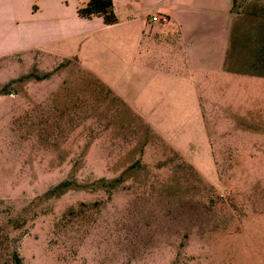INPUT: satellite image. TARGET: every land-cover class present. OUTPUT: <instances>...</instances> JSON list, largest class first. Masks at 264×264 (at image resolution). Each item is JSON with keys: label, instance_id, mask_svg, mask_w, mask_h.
I'll list each match as a JSON object with an SVG mask.
<instances>
[{"label": "rangeland", "instance_id": "374dc122", "mask_svg": "<svg viewBox=\"0 0 264 264\" xmlns=\"http://www.w3.org/2000/svg\"><path fill=\"white\" fill-rule=\"evenodd\" d=\"M88 1L0 0V264H264V0H234L237 80L176 63L158 4Z\"/></svg>", "mask_w": 264, "mask_h": 264}, {"label": "crops", "instance_id": "0c3cea01", "mask_svg": "<svg viewBox=\"0 0 264 264\" xmlns=\"http://www.w3.org/2000/svg\"><path fill=\"white\" fill-rule=\"evenodd\" d=\"M113 1V11L116 14L117 22L111 25H101V29L116 28L118 26L125 25L123 30H129L135 28L138 24H134L133 21L138 20V17H127L121 18L119 15L121 11H129L132 6L128 4L130 0H123L125 5L123 9L116 7L115 1ZM158 4L159 9L148 12L147 26L157 27L160 24H166L173 21L177 27L180 41L175 43L172 53H177L176 63L187 67L191 70L201 71L202 74L209 76V71L213 68L214 64L218 59V66H225L228 72L233 75L234 79L245 77L244 71H247L244 67H228V55L231 48V37L233 24L236 16L239 14L233 11L234 0H144L143 4L147 3ZM132 3V0H131ZM164 16L167 21H155L153 22L150 17L152 15ZM133 22V23H132ZM148 27L144 23L140 25V38L142 39L145 35V30ZM139 40H137L138 42ZM136 42V43H137ZM251 53L254 58L256 67L260 70L264 65V50H259L256 46H252ZM247 55V54H246ZM79 67L82 70L90 73L94 76L101 84L106 88L110 89L118 98L124 103L123 97L118 93L114 85L106 78V72L99 71L94 67H89L81 63V59L77 58ZM263 62V64H262ZM245 63V62H244ZM179 65H176V67ZM180 66V67H182ZM135 66L133 65L132 69ZM138 70L145 69L144 65H137ZM127 72V75H134L133 72ZM252 72V71H249ZM257 74V72H254ZM261 73V72H260ZM173 77L172 84L175 88L180 89L185 83L182 77V72H176L175 75L170 74ZM187 80V79H186ZM189 81V80H187ZM189 85H193L189 81ZM127 102V100H126ZM127 106L136 112V108L129 102ZM130 104V105H129ZM140 116H142L140 114ZM144 117V116H142ZM140 117V118H142Z\"/></svg>", "mask_w": 264, "mask_h": 264}, {"label": "trees", "instance_id": "16d2710c", "mask_svg": "<svg viewBox=\"0 0 264 264\" xmlns=\"http://www.w3.org/2000/svg\"><path fill=\"white\" fill-rule=\"evenodd\" d=\"M79 17L91 18L92 16H100L105 25H111L117 22V17L113 11V4L111 0H89L85 6L78 9ZM39 78V77H38ZM67 181L59 183L55 189L65 188Z\"/></svg>", "mask_w": 264, "mask_h": 264}, {"label": "built area", "instance_id": "2783aa9c", "mask_svg": "<svg viewBox=\"0 0 264 264\" xmlns=\"http://www.w3.org/2000/svg\"><path fill=\"white\" fill-rule=\"evenodd\" d=\"M151 20L153 21V22H155V21H159V20H161V21H167V18L166 17H164V16H158V15H152L151 16Z\"/></svg>", "mask_w": 264, "mask_h": 264}]
</instances>
